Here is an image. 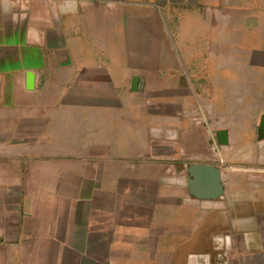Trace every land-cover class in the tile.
<instances>
[{"label":"crops","instance_id":"obj_1","mask_svg":"<svg viewBox=\"0 0 264 264\" xmlns=\"http://www.w3.org/2000/svg\"><path fill=\"white\" fill-rule=\"evenodd\" d=\"M262 91L264 0H0V264H264L216 104Z\"/></svg>","mask_w":264,"mask_h":264},{"label":"rangeland","instance_id":"obj_2","mask_svg":"<svg viewBox=\"0 0 264 264\" xmlns=\"http://www.w3.org/2000/svg\"><path fill=\"white\" fill-rule=\"evenodd\" d=\"M221 95L225 98L228 93ZM234 95H236V100L232 101L236 103L234 108L224 107L227 103L225 100L216 103L220 104L218 109L220 118L236 122L234 126L231 124L234 136L232 144L227 148H221L220 156L223 157L222 165L225 168H233L234 172L231 175H234L238 181L240 190L250 191L252 186L256 197L255 191L264 189V141L258 139L256 131V125H259L264 115V91L237 92ZM210 143L215 145L217 141L214 139ZM227 180H229L228 176ZM240 194L244 195V193ZM262 195L264 196V193Z\"/></svg>","mask_w":264,"mask_h":264},{"label":"water","instance_id":"obj_3","mask_svg":"<svg viewBox=\"0 0 264 264\" xmlns=\"http://www.w3.org/2000/svg\"><path fill=\"white\" fill-rule=\"evenodd\" d=\"M132 90H140L139 79L134 78ZM259 130L264 133V116ZM217 141L220 145L228 144V133H217ZM188 187L191 196L201 200H216L225 195L222 178V170L214 165L191 164L188 167Z\"/></svg>","mask_w":264,"mask_h":264}]
</instances>
